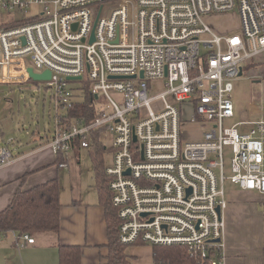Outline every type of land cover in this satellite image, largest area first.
Masks as SVG:
<instances>
[{
	"label": "built area",
	"instance_id": "2783aa9c",
	"mask_svg": "<svg viewBox=\"0 0 264 264\" xmlns=\"http://www.w3.org/2000/svg\"><path fill=\"white\" fill-rule=\"evenodd\" d=\"M2 10L17 19L0 26V81L50 71L43 82L55 90L54 153L90 148L98 130L113 134L106 176L120 241L185 245L224 264L226 180L264 192V119L242 130L225 125L235 117L234 80L264 52V0H0ZM228 11L240 15L242 33L217 34L204 20ZM73 79H87L93 105L103 94L113 113L65 121ZM153 81L167 89L152 95ZM14 159L0 147V166Z\"/></svg>",
	"mask_w": 264,
	"mask_h": 264
},
{
	"label": "crops",
	"instance_id": "0c3cea01",
	"mask_svg": "<svg viewBox=\"0 0 264 264\" xmlns=\"http://www.w3.org/2000/svg\"><path fill=\"white\" fill-rule=\"evenodd\" d=\"M254 65H264V52L243 66V74ZM238 82L234 118L244 128L251 121H256L257 117L264 119V102L257 110L256 100L250 99L248 84ZM101 131H97L99 139ZM26 143L28 146H24L22 139L9 136L7 141L0 144V147L9 146L15 157L11 164L0 166V211L10 205L18 190L29 189L55 178L60 182L61 171L67 168L60 166L59 157L50 147L49 140L40 136L38 141L35 139ZM65 156L68 163V153ZM92 185L98 198L84 197L79 191L73 193L72 197L71 194L67 196L64 202L61 195V227L58 232L33 234L34 243L25 242L15 231L0 232V264H61L60 244L82 247L79 264H108L109 223L106 207L100 200L96 175ZM224 189L228 200L223 215L224 264H264V192L245 190L239 186L227 190L225 184ZM18 238L19 242H25L23 246H17ZM128 249L134 256L132 264H155L153 245L136 243Z\"/></svg>",
	"mask_w": 264,
	"mask_h": 264
},
{
	"label": "rangeland",
	"instance_id": "374dc122",
	"mask_svg": "<svg viewBox=\"0 0 264 264\" xmlns=\"http://www.w3.org/2000/svg\"><path fill=\"white\" fill-rule=\"evenodd\" d=\"M40 7L32 9L33 15L40 13ZM32 16V15H31ZM17 19V16L12 17L6 14L5 11H0V26L9 24ZM205 22L211 29L220 35H229L242 33V21L240 15L235 11L223 13L208 14L204 17ZM29 66H33L31 61H28ZM238 81L246 82L249 86V96L251 100H256L255 106L257 110L264 102V65H254L251 70L246 71L243 75L234 80L233 101L236 102ZM165 81H153L151 83V94L156 95L166 90ZM69 87L74 91L75 98L78 103L84 102L90 87L87 79H73L69 81ZM55 90L45 85V81H35L22 83H7L0 81V144L7 141L9 136L16 140H21L28 146L27 141H38L40 136L43 139L51 140L54 134L55 116H56V101ZM112 99L120 101L122 94L120 92H110ZM236 108V103H235ZM93 109L96 113L105 112L107 115L113 113V108L108 98L103 94L94 102ZM63 112V110H61ZM260 115V113L258 112ZM256 121H251V125ZM236 118L226 119L225 125H237L241 130L242 126L236 123ZM196 125L188 124L187 128L195 127ZM101 143L103 150V163L105 166H110L113 163V141L114 136L108 130H102ZM17 142H15L16 144ZM33 146V145H32ZM31 146V147H32ZM231 152L226 150L225 171L229 176L231 171ZM60 174V184L62 186L61 195L65 202L67 196L71 197L74 194L82 191L84 197L98 198L97 191L92 185L95 177V168L90 156L89 148H82L79 152L68 153V166L63 168ZM95 184V183H94ZM226 189L238 187L228 178L225 183Z\"/></svg>",
	"mask_w": 264,
	"mask_h": 264
},
{
	"label": "trees",
	"instance_id": "16d2710c",
	"mask_svg": "<svg viewBox=\"0 0 264 264\" xmlns=\"http://www.w3.org/2000/svg\"><path fill=\"white\" fill-rule=\"evenodd\" d=\"M93 102L86 96L84 102H75L73 108L65 114V121L75 118L92 119L96 112ZM104 147L97 131L93 134L90 156L95 168L101 203L106 207L108 217V264H132L134 256L129 246L119 239L120 220L112 204V192L103 163ZM58 161L66 162L65 153L57 154ZM61 185L58 178L48 180L29 189L18 190L10 205L0 211V232L15 231L19 235L36 234L48 231L58 232L61 227ZM145 244V243H137ZM136 245V244H133ZM60 263L79 264L82 256L80 245L60 244ZM155 264H212L210 260L193 254L185 245L155 244Z\"/></svg>",
	"mask_w": 264,
	"mask_h": 264
},
{
	"label": "water",
	"instance_id": "95a60500",
	"mask_svg": "<svg viewBox=\"0 0 264 264\" xmlns=\"http://www.w3.org/2000/svg\"><path fill=\"white\" fill-rule=\"evenodd\" d=\"M92 41H94V37H93V39H92ZM29 73H30V76L35 80V81H43V80H48V79H50L51 78V73H50V71H45L44 73H42V74H39V73H35L34 71H33V69L32 68H29ZM241 75H243V71L241 70L240 71V73H239V76H241ZM143 76V75H142ZM132 77H135V75H133ZM78 78H80V77H78ZM113 78H115V77H113ZM122 78H124V77H122ZM135 140H136V137H135ZM220 240L221 239H215V240H211L212 242H220Z\"/></svg>",
	"mask_w": 264,
	"mask_h": 264
}]
</instances>
